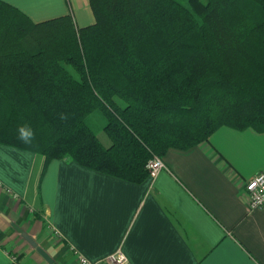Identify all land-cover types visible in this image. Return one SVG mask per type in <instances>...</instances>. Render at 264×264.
I'll use <instances>...</instances> for the list:
<instances>
[{
    "label": "trees",
    "instance_id": "trees-1",
    "mask_svg": "<svg viewBox=\"0 0 264 264\" xmlns=\"http://www.w3.org/2000/svg\"><path fill=\"white\" fill-rule=\"evenodd\" d=\"M34 22L0 0V143L129 181L221 125L264 130V0H88ZM103 120L109 143L88 124Z\"/></svg>",
    "mask_w": 264,
    "mask_h": 264
},
{
    "label": "crops",
    "instance_id": "crops-1",
    "mask_svg": "<svg viewBox=\"0 0 264 264\" xmlns=\"http://www.w3.org/2000/svg\"><path fill=\"white\" fill-rule=\"evenodd\" d=\"M2 1L34 21L94 22L88 0ZM161 157L156 176L133 182L68 158L42 172V155L0 143V264H79L77 254L117 249L125 264H264V207L243 192L264 170V130L221 125Z\"/></svg>",
    "mask_w": 264,
    "mask_h": 264
},
{
    "label": "built area",
    "instance_id": "built-area-1",
    "mask_svg": "<svg viewBox=\"0 0 264 264\" xmlns=\"http://www.w3.org/2000/svg\"><path fill=\"white\" fill-rule=\"evenodd\" d=\"M165 167L164 161L160 155L153 154L146 162L145 168L150 177H154ZM243 192L250 208L264 207V170L257 172L243 182ZM11 261L20 264L15 255H10ZM79 264H125L127 257L124 252L117 249L108 255L98 259L90 260L82 254H77Z\"/></svg>",
    "mask_w": 264,
    "mask_h": 264
},
{
    "label": "rangeland",
    "instance_id": "rangeland-1",
    "mask_svg": "<svg viewBox=\"0 0 264 264\" xmlns=\"http://www.w3.org/2000/svg\"><path fill=\"white\" fill-rule=\"evenodd\" d=\"M34 22H37V21H34ZM87 122L93 128V130L97 133V136L99 137L101 141H103V139H106V138L108 139L106 133L102 130L104 120L99 114L97 113L90 114L87 118Z\"/></svg>",
    "mask_w": 264,
    "mask_h": 264
},
{
    "label": "water",
    "instance_id": "water-1",
    "mask_svg": "<svg viewBox=\"0 0 264 264\" xmlns=\"http://www.w3.org/2000/svg\"><path fill=\"white\" fill-rule=\"evenodd\" d=\"M49 260V259H48ZM51 261V260H50Z\"/></svg>",
    "mask_w": 264,
    "mask_h": 264
}]
</instances>
